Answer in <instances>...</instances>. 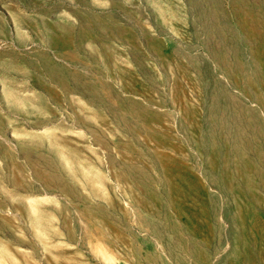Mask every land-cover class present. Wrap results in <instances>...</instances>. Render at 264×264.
I'll list each match as a JSON object with an SVG mask.
<instances>
[{
  "label": "rangeland",
  "instance_id": "1",
  "mask_svg": "<svg viewBox=\"0 0 264 264\" xmlns=\"http://www.w3.org/2000/svg\"><path fill=\"white\" fill-rule=\"evenodd\" d=\"M0 264H264V0H0Z\"/></svg>",
  "mask_w": 264,
  "mask_h": 264
},
{
  "label": "bare ground",
  "instance_id": "2",
  "mask_svg": "<svg viewBox=\"0 0 264 264\" xmlns=\"http://www.w3.org/2000/svg\"><path fill=\"white\" fill-rule=\"evenodd\" d=\"M239 220H241V222H240V224H238V239H239L238 241H242V239L245 237V230L247 228V225L245 224L244 220L241 217L239 218ZM238 245L239 244L235 245L234 249L232 250V254L231 255H232L233 259L237 258L239 256V254L241 253V248ZM227 258H228V256H227Z\"/></svg>",
  "mask_w": 264,
  "mask_h": 264
}]
</instances>
